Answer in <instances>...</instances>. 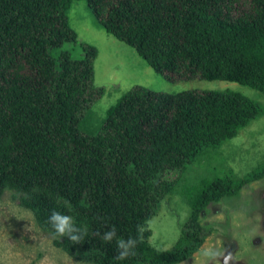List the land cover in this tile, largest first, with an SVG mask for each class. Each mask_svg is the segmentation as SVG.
I'll use <instances>...</instances> for the list:
<instances>
[{"label":"trees","instance_id":"16d2710c","mask_svg":"<svg viewBox=\"0 0 264 264\" xmlns=\"http://www.w3.org/2000/svg\"><path fill=\"white\" fill-rule=\"evenodd\" d=\"M74 1L0 0V200L16 193L76 260L179 264L210 235L196 221L199 208L235 192L231 181L217 178L197 193L171 249L153 248L144 225L197 157L237 137L264 108L232 90L137 86L96 134L85 132L82 121L105 89L94 84L97 48L78 44L69 24ZM83 1L108 34L169 80L228 81L264 94V0ZM53 210L84 226L86 241L56 236L47 223ZM112 226L138 239L127 261L114 260L115 241L95 235Z\"/></svg>","mask_w":264,"mask_h":264},{"label":"rangeland","instance_id":"374dc122","mask_svg":"<svg viewBox=\"0 0 264 264\" xmlns=\"http://www.w3.org/2000/svg\"><path fill=\"white\" fill-rule=\"evenodd\" d=\"M68 17L78 44L97 48L94 84L105 89L103 97L91 106L82 121V130L89 134H96L108 110L137 86L170 94L185 90H232L264 108V94L245 85L202 79L173 82L157 73L133 47L108 34L83 0L72 3ZM247 177L248 182H243ZM217 178L231 181L236 191L209 199L199 208L196 221L210 235L197 252L179 264H237L240 260L245 263L246 259L264 264V245H259L260 240L251 244L264 221V115L237 137L210 147L189 165L176 189L161 203L157 215L144 225L143 230L152 233L148 243L158 250L171 249L182 237V227L192 215L190 202L206 183ZM247 223L251 224L248 226L251 230L254 225L253 231ZM240 224L244 228H239ZM54 240L16 193H4L0 200V264H91L72 258L55 246ZM230 242L237 246L236 252L231 251Z\"/></svg>","mask_w":264,"mask_h":264},{"label":"clouds","instance_id":"9594fccd","mask_svg":"<svg viewBox=\"0 0 264 264\" xmlns=\"http://www.w3.org/2000/svg\"><path fill=\"white\" fill-rule=\"evenodd\" d=\"M47 223L56 236L60 239L67 237L73 245H79L82 241H86L87 229L84 226L77 225L73 216L69 214L53 210L48 216ZM95 235L102 242L111 243L115 241L116 255L114 260L117 262L127 261L136 254L135 249L138 239L134 236H118L115 226L97 231Z\"/></svg>","mask_w":264,"mask_h":264},{"label":"flooded vegetation","instance_id":"af4514ba","mask_svg":"<svg viewBox=\"0 0 264 264\" xmlns=\"http://www.w3.org/2000/svg\"><path fill=\"white\" fill-rule=\"evenodd\" d=\"M263 218H264V217H263ZM250 225H251V224L247 223L246 226L248 227V226H250ZM259 227H260V226H259ZM239 228H244V225H243V224H240ZM248 228L250 229V227H248ZM250 230H251V229H250ZM253 230H254V225H253L251 231H253ZM254 233H255V232H254ZM254 233H253V234H254ZM255 234H258V235H257L258 237L255 238V239H253L252 242H251V244L254 245L255 243H258L259 240H260L261 243L259 242V245H264L263 242H262V241L264 240V239L262 238V237L264 236V221H263V224H261L260 231H258V232L255 233ZM251 236H252V235H251ZM251 236H250V237H251ZM230 244H231V246H232V243H231V242H230ZM251 244L249 245V247H251ZM230 249H231L232 252H233V250H235V252H236L238 248H237V246L233 245ZM230 254H231V253H230ZM262 257H263V256H262ZM245 259H246V257H245ZM262 262H263V260H262ZM231 263H232V262H230V263H229V262H226V263H224V264H231ZM256 263H257V262H255V260H253V259H252V260H247V259H246V260H245V263H242V261L240 260V262H238L237 264H256ZM222 264H223V263H222ZM232 264H233V263H232ZM257 264H259V263H257Z\"/></svg>","mask_w":264,"mask_h":264}]
</instances>
